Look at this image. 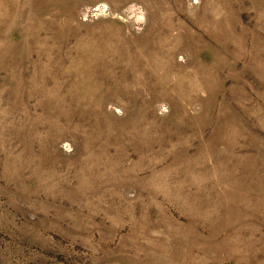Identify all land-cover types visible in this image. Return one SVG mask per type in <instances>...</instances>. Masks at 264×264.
Segmentation results:
<instances>
[{"label":"rangeland","instance_id":"rangeland-1","mask_svg":"<svg viewBox=\"0 0 264 264\" xmlns=\"http://www.w3.org/2000/svg\"><path fill=\"white\" fill-rule=\"evenodd\" d=\"M0 264H264V0H0Z\"/></svg>","mask_w":264,"mask_h":264}]
</instances>
